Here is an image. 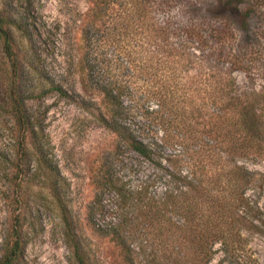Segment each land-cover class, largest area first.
Masks as SVG:
<instances>
[{
    "label": "trees",
    "instance_id": "16d2710c",
    "mask_svg": "<svg viewBox=\"0 0 264 264\" xmlns=\"http://www.w3.org/2000/svg\"><path fill=\"white\" fill-rule=\"evenodd\" d=\"M215 1L218 7L202 9L200 0H93L78 54L63 53L64 74L82 65L105 100L117 159L105 166V235L125 264H211L218 253L224 264H259L248 241L264 236L257 200L264 192V66L255 64L264 59V0ZM253 17L259 25L250 27ZM12 25L20 27L0 14V41L16 73ZM236 30L245 44L214 53ZM235 69L263 82L240 86ZM16 86L13 113L24 140L34 124ZM54 87L67 95L60 82ZM120 164L132 173L145 164L158 169L126 184L111 172ZM10 228L0 264L21 262L22 227ZM148 232L157 239L151 247L141 236ZM73 255L89 264L78 242Z\"/></svg>",
    "mask_w": 264,
    "mask_h": 264
},
{
    "label": "rangeland",
    "instance_id": "374dc122",
    "mask_svg": "<svg viewBox=\"0 0 264 264\" xmlns=\"http://www.w3.org/2000/svg\"><path fill=\"white\" fill-rule=\"evenodd\" d=\"M200 2L202 9L213 3L219 6L215 0ZM93 6V0H0V14L20 25L11 29L19 48L16 73L0 41V257L10 227L20 223V264H76L75 242L89 264H125L120 247L105 235V202L111 198L105 192V166L117 161L115 136L105 128V100L87 81L82 65L64 74L63 53L78 54L82 22L91 17ZM254 25H259V18L250 20V27ZM101 33L105 31L97 35ZM244 37L236 30L225 44L216 45L214 53L237 52L245 44ZM262 43L264 52V39ZM255 64L262 68L264 59ZM233 76L240 86L258 88L263 82L242 69H235ZM57 80L67 95L55 89ZM17 84L25 113L34 124L33 133L24 140L13 113ZM157 169L145 164L132 173L120 164L112 166L111 172L123 183L134 184ZM257 198L264 209V192ZM141 236L148 247L157 242L154 232ZM248 248L264 264V236L252 234ZM220 259L218 253L211 264H224Z\"/></svg>",
    "mask_w": 264,
    "mask_h": 264
}]
</instances>
